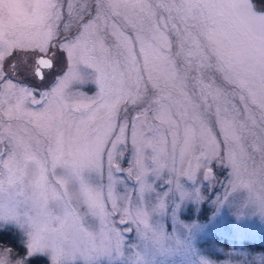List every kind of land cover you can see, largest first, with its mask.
Wrapping results in <instances>:
<instances>
[{
    "label": "snow or ice",
    "instance_id": "1",
    "mask_svg": "<svg viewBox=\"0 0 264 264\" xmlns=\"http://www.w3.org/2000/svg\"><path fill=\"white\" fill-rule=\"evenodd\" d=\"M0 264H264V0H0Z\"/></svg>",
    "mask_w": 264,
    "mask_h": 264
},
{
    "label": "rangeland",
    "instance_id": "2",
    "mask_svg": "<svg viewBox=\"0 0 264 264\" xmlns=\"http://www.w3.org/2000/svg\"><path fill=\"white\" fill-rule=\"evenodd\" d=\"M258 242V241H257Z\"/></svg>",
    "mask_w": 264,
    "mask_h": 264
}]
</instances>
